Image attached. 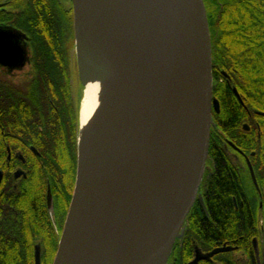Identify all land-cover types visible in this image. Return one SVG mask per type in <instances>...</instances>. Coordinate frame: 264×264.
I'll use <instances>...</instances> for the list:
<instances>
[{"label":"water","instance_id":"water-1","mask_svg":"<svg viewBox=\"0 0 264 264\" xmlns=\"http://www.w3.org/2000/svg\"><path fill=\"white\" fill-rule=\"evenodd\" d=\"M70 2L77 79L115 83L122 96L83 160L79 110L75 180L52 264H167L208 168L218 111L204 2L182 0L178 27L153 0ZM23 37L0 27L1 65L24 64Z\"/></svg>","mask_w":264,"mask_h":264},{"label":"trees","instance_id":"trees-1","mask_svg":"<svg viewBox=\"0 0 264 264\" xmlns=\"http://www.w3.org/2000/svg\"><path fill=\"white\" fill-rule=\"evenodd\" d=\"M67 1L30 0L21 11L32 56L30 74L24 79L28 86L19 91L0 90V131H4L0 144H31L40 154L35 156L32 189L26 194L6 190L0 195V264H35V245L40 246V264H44L48 254L52 264L59 237L46 206V184L49 182L55 197L65 199L58 211L60 219L70 203L82 85L77 80L75 58L67 46L69 35L65 26L68 21L71 25L72 9ZM203 2L211 37L215 82L212 95L220 103V112L213 115L215 127L211 128L209 147L215 169L204 185L215 223L221 230L229 231L235 220H241L234 218L230 195L247 193L248 185L234 179L238 176L233 175L221 151L220 137L215 134L231 137L244 152H256L251 162L259 168L256 176L264 184V115L254 113H264V0ZM222 71L229 75V84L218 80L224 79ZM231 86L236 87L244 105L253 111L259 136L255 131L235 135L246 111L236 101ZM5 158L3 148L0 164ZM198 227L202 232L211 231L207 226ZM188 231L187 225L181 252L175 250L177 264H186L190 256Z\"/></svg>","mask_w":264,"mask_h":264},{"label":"flooded vegetation","instance_id":"flooded-vegetation-1","mask_svg":"<svg viewBox=\"0 0 264 264\" xmlns=\"http://www.w3.org/2000/svg\"><path fill=\"white\" fill-rule=\"evenodd\" d=\"M29 3L30 0H0V27L14 28L24 35L23 40H20V44L24 46L26 55L25 62L20 67L11 69L0 64V90L8 88L19 91L28 86V83L25 82L24 79L30 74L32 56L29 36L22 27L23 17H21V11L27 7ZM27 65L29 66V73L26 72L25 75L24 72L23 75L25 76H20V72H22ZM222 75L224 79L220 81L229 84V75L223 71ZM234 90L238 95H236ZM231 91L238 104L246 111V116L241 118L237 124L238 127L234 131L237 134L235 135L239 137L244 133L252 134L255 131L259 136V124L253 116V111L244 105L236 87L231 86ZM0 101L2 102L3 99H0ZM219 112L220 103L218 101V111L216 112L213 108L211 111L213 124L210 127L209 147L211 128L215 127L213 115ZM256 112L257 111L254 113ZM256 115L259 114L256 113ZM0 135L3 140V130L0 131ZM215 135L218 138L220 137L221 151L227 163L230 165L233 175L238 177L242 175V177H234V179L248 185L247 193L241 192L239 195H230L234 218H241V220H235V223L229 231L221 230L214 221L207 200L209 195L206 193L204 185V181L207 177L212 175L215 169L213 161L209 156L208 148L206 158L208 168L204 170L197 197L185 219L183 235L180 240L175 242L167 264H177L175 250L178 249V251L181 252V246L186 236L187 225L189 230L187 236L190 245V256L186 264L196 260V257H199L196 260V264H264V184L262 179L260 180L256 176L259 168L256 164L254 165L251 162V157H254L256 152H244L231 137H227L220 133ZM235 135L232 137H235ZM3 148H5L6 151V158L5 161L0 164V195L6 190L9 192H17V194H26L34 186V163L35 156L40 155L39 151L31 144L13 147L8 144L3 147L0 144V152H2ZM48 190H50L51 193V205H53L54 216L52 217L48 207L47 210L49 215H51L50 217L55 232L58 230L61 232L67 210L61 219H58V217H60L58 216V211L61 209L60 207H63L65 199L62 197H55L51 192V187L48 182L46 184V206ZM199 195L201 199H198ZM53 218L54 220L56 219V222H54ZM199 225H202L204 229H206L207 226L211 228V231L202 232L198 229ZM215 250L216 252H213Z\"/></svg>","mask_w":264,"mask_h":264},{"label":"bare ground","instance_id":"bare-ground-1","mask_svg":"<svg viewBox=\"0 0 264 264\" xmlns=\"http://www.w3.org/2000/svg\"><path fill=\"white\" fill-rule=\"evenodd\" d=\"M166 18L176 27L184 13L182 0H153ZM80 101L79 154L81 160L96 142L102 123L118 99L121 87L115 83L93 79L83 87Z\"/></svg>","mask_w":264,"mask_h":264},{"label":"rangeland","instance_id":"rangeland-1","mask_svg":"<svg viewBox=\"0 0 264 264\" xmlns=\"http://www.w3.org/2000/svg\"><path fill=\"white\" fill-rule=\"evenodd\" d=\"M65 1H67V0H65ZM70 4V1L68 0L67 1V5H69ZM65 29H66V34H68L69 36H68V38H69V42H68V44H67V46H69V54H71V56L73 55V57L75 58V56H74V34H73V16H72V9H71V25H70V22L68 21L67 22V24H66V26H65ZM25 72V75H26V72H28L29 73V66L27 65L24 69H23V71L22 72H20V76H25V75H23V73ZM29 75V74H28ZM78 80V79H77ZM219 81H220V79H218ZM79 81V80H78ZM72 83H73V85L75 84L76 85V83H75V80H72ZM215 85V82H214V80H213V82H212V91H213V86ZM77 87V86H76ZM83 86H82V91H83ZM77 90V89H76ZM76 94V93H75ZM81 98H82V92H81ZM81 98H80V101H81ZM79 110H80V106H79ZM78 110V111H79ZM77 135H78V133H77ZM204 187V186H203ZM60 210V209H59ZM60 212V211H59ZM51 214H52V217L54 216V209H53V205H52V209H51ZM51 216V215H50ZM59 216V215H58ZM57 216V217H58ZM51 218V217H50ZM60 217H58V219H59ZM53 220H54V218H53ZM51 221H52V219H51ZM54 222H56V219L54 220ZM53 222V223H54ZM57 235H58V237H59V234H60V230H58L57 232ZM53 258V257H52ZM50 259H51V255L50 254H48L47 256H46V258H45V262H44V264H49L50 263Z\"/></svg>","mask_w":264,"mask_h":264}]
</instances>
